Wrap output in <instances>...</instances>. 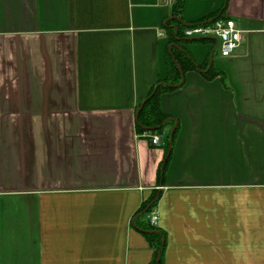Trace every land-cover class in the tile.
Masks as SVG:
<instances>
[{
    "label": "crops",
    "instance_id": "obj_1",
    "mask_svg": "<svg viewBox=\"0 0 264 264\" xmlns=\"http://www.w3.org/2000/svg\"><path fill=\"white\" fill-rule=\"evenodd\" d=\"M183 1L176 22L235 21L230 57L170 39L174 0H0V264H150L153 196L162 264H264V0ZM172 49L221 75L179 71L152 146L135 112Z\"/></svg>",
    "mask_w": 264,
    "mask_h": 264
},
{
    "label": "trees",
    "instance_id": "obj_2",
    "mask_svg": "<svg viewBox=\"0 0 264 264\" xmlns=\"http://www.w3.org/2000/svg\"><path fill=\"white\" fill-rule=\"evenodd\" d=\"M183 4H184L183 0H174L171 7V14H173L174 18L172 20L166 21V26L168 28L171 22H174L176 24L175 34H173V30L169 28L171 32L169 37L171 40H173L176 43L181 39V36L182 34H184V31L187 27L195 23L209 22L216 18H223L221 17V12L217 11L192 23H186L182 21L176 22V20L178 19L177 17L179 18L181 17ZM224 8L225 6H222L221 9L223 10ZM182 29L184 30L183 32L181 31ZM200 40H204V39H200ZM178 53L183 54L187 62L185 63L182 60H180L179 56L177 55V51H174L173 49L171 50V53H168L167 56L168 78L164 80V82H158L152 87L148 95L145 97L144 99L145 102L135 118L136 133L138 135H143L145 133L148 134V136L146 137V139L148 140L149 137L153 134L161 135L165 127H167L168 124L171 123L169 116L165 115L159 107V97L162 93L171 91L178 87L177 85L180 83L181 80V75L178 67L183 73H185L187 69L200 70L203 76L208 80L218 75H221V71L215 70L212 66H210L208 70H206L205 67H203L204 70L206 71H202L200 67L194 63L192 58L185 51H178ZM140 105L141 103H139L137 109L139 108ZM175 131L176 128L174 129L172 134V141ZM162 147L164 148L165 156L158 169V175H157L158 181H161V179L164 178L165 169L169 161V157L172 150L169 143V134H165L163 138ZM156 201H157L156 197L153 196L148 201L142 203L140 209L136 213L137 216L136 220H138L139 218L143 219L141 223L137 224V227L149 238L150 245L154 249V257L152 258L150 264H162L163 250L165 246L164 233L161 230H159L157 226L152 225L149 220V215L153 212Z\"/></svg>",
    "mask_w": 264,
    "mask_h": 264
},
{
    "label": "built area",
    "instance_id": "obj_3",
    "mask_svg": "<svg viewBox=\"0 0 264 264\" xmlns=\"http://www.w3.org/2000/svg\"><path fill=\"white\" fill-rule=\"evenodd\" d=\"M184 35L194 39H215L219 55L224 58L232 55L242 39V31L237 28L235 21L231 18H216L209 22L195 23L185 29ZM149 143L152 146H159L160 135H151ZM158 219L154 211L149 215L150 223L154 226H157Z\"/></svg>",
    "mask_w": 264,
    "mask_h": 264
},
{
    "label": "water",
    "instance_id": "obj_4",
    "mask_svg": "<svg viewBox=\"0 0 264 264\" xmlns=\"http://www.w3.org/2000/svg\"><path fill=\"white\" fill-rule=\"evenodd\" d=\"M210 64H211V60H210V63H209V65H208V67L206 68V70H208L209 68H210ZM178 66V65H177ZM178 69H179V71L181 72V74H182V71L180 70V68L178 67ZM206 70H204V71H206ZM182 83V80H181V82L178 84V85H180ZM155 89H156V87H155ZM154 89V90H155ZM144 102H145V100H143L142 101V103H141V105L139 106V108L136 110V112H135V115L137 116L138 115V112H139V110L141 109V107H142V105L144 104ZM174 128H175V125L173 126V128H172V130H171V134H170V147H171V136H172V133H173V131H174Z\"/></svg>",
    "mask_w": 264,
    "mask_h": 264
},
{
    "label": "rangeland",
    "instance_id": "obj_5",
    "mask_svg": "<svg viewBox=\"0 0 264 264\" xmlns=\"http://www.w3.org/2000/svg\"><path fill=\"white\" fill-rule=\"evenodd\" d=\"M218 53V51H216V54ZM163 138H164V136H163Z\"/></svg>",
    "mask_w": 264,
    "mask_h": 264
}]
</instances>
